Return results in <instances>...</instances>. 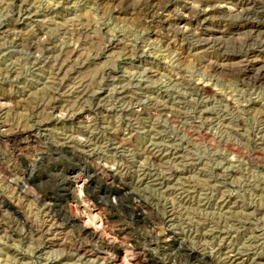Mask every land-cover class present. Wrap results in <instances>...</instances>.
Returning a JSON list of instances; mask_svg holds the SVG:
<instances>
[{
	"label": "rangeland",
	"instance_id": "374dc122",
	"mask_svg": "<svg viewBox=\"0 0 264 264\" xmlns=\"http://www.w3.org/2000/svg\"><path fill=\"white\" fill-rule=\"evenodd\" d=\"M261 3L0 0V264H264Z\"/></svg>",
	"mask_w": 264,
	"mask_h": 264
},
{
	"label": "bare ground",
	"instance_id": "6f19581e",
	"mask_svg": "<svg viewBox=\"0 0 264 264\" xmlns=\"http://www.w3.org/2000/svg\"><path fill=\"white\" fill-rule=\"evenodd\" d=\"M261 6H264V4L261 3ZM258 29H260V27H257V30ZM259 46L264 48V44H260ZM250 52H251L250 50H247V52L245 54L243 52L242 53L244 54L243 55L244 57H248ZM262 53H263L262 57L264 58V52L262 51ZM263 58L260 60H257V59L256 60H246V63H244L243 66L240 67L238 70L241 72H244L243 74H245L246 76H250L253 74L258 78V80H260L261 77H264V59ZM236 68H234V69L236 70Z\"/></svg>",
	"mask_w": 264,
	"mask_h": 264
}]
</instances>
